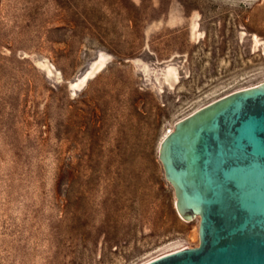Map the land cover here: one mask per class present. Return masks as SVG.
I'll use <instances>...</instances> for the list:
<instances>
[{
	"label": "rangeland",
	"instance_id": "obj_1",
	"mask_svg": "<svg viewBox=\"0 0 264 264\" xmlns=\"http://www.w3.org/2000/svg\"><path fill=\"white\" fill-rule=\"evenodd\" d=\"M262 83L264 0H0V264L198 247L162 143Z\"/></svg>",
	"mask_w": 264,
	"mask_h": 264
},
{
	"label": "water",
	"instance_id": "obj_2",
	"mask_svg": "<svg viewBox=\"0 0 264 264\" xmlns=\"http://www.w3.org/2000/svg\"><path fill=\"white\" fill-rule=\"evenodd\" d=\"M160 159L200 245L148 264H264V83L179 122Z\"/></svg>",
	"mask_w": 264,
	"mask_h": 264
}]
</instances>
